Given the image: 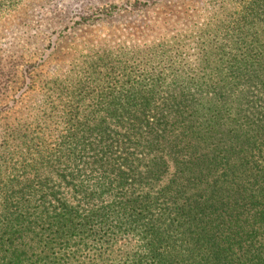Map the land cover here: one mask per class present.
<instances>
[{"label": "trees", "instance_id": "obj_1", "mask_svg": "<svg viewBox=\"0 0 264 264\" xmlns=\"http://www.w3.org/2000/svg\"><path fill=\"white\" fill-rule=\"evenodd\" d=\"M181 1L0 102V264H264V0Z\"/></svg>", "mask_w": 264, "mask_h": 264}, {"label": "rangeland", "instance_id": "obj_2", "mask_svg": "<svg viewBox=\"0 0 264 264\" xmlns=\"http://www.w3.org/2000/svg\"><path fill=\"white\" fill-rule=\"evenodd\" d=\"M164 0H25L0 13V102L14 119L39 100L54 80L93 46L163 33L173 9ZM205 0H185L188 14ZM173 8V7H172ZM179 10V9H178ZM83 17L88 23L79 24ZM184 18H188L186 15ZM32 89H34L32 91ZM3 112V113H2Z\"/></svg>", "mask_w": 264, "mask_h": 264}]
</instances>
